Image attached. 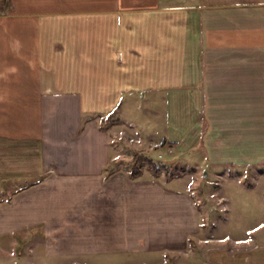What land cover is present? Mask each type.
Instances as JSON below:
<instances>
[{
	"label": "crops",
	"instance_id": "0c3cea01",
	"mask_svg": "<svg viewBox=\"0 0 264 264\" xmlns=\"http://www.w3.org/2000/svg\"><path fill=\"white\" fill-rule=\"evenodd\" d=\"M152 98L162 146L264 163V0H0V264H172L192 195L112 163L100 123L138 134L121 105ZM175 264H264V241Z\"/></svg>",
	"mask_w": 264,
	"mask_h": 264
},
{
	"label": "rangeland",
	"instance_id": "374dc122",
	"mask_svg": "<svg viewBox=\"0 0 264 264\" xmlns=\"http://www.w3.org/2000/svg\"><path fill=\"white\" fill-rule=\"evenodd\" d=\"M155 100L157 103L151 105L145 100L134 105L122 103V116L130 121L136 118L138 134H133L130 123L120 118V109L102 115L100 123L118 149L112 163L129 170L134 153L149 156L153 162L143 160L140 170L180 177L179 184L186 186L198 207L200 228L184 246L166 251L167 259L175 264L178 259L196 260L220 250L243 254L251 245L264 241V163L210 165L201 161L198 150L182 156L171 144L162 146L158 130L164 122L165 108L161 99ZM160 162L166 164V169L160 167L154 172L152 164Z\"/></svg>",
	"mask_w": 264,
	"mask_h": 264
},
{
	"label": "trees",
	"instance_id": "16d2710c",
	"mask_svg": "<svg viewBox=\"0 0 264 264\" xmlns=\"http://www.w3.org/2000/svg\"><path fill=\"white\" fill-rule=\"evenodd\" d=\"M114 110H115V108L112 111H114ZM145 159L149 163L153 162L152 159L149 156H147V155L140 154L138 152L134 153L133 159L131 161V167L129 168V174H130V176L134 177V176H137L138 174H140L141 170H140L139 164L141 162H143V160H145ZM160 167L166 169V164H164L162 162H160L159 164H156V163H153L152 164V169H153L154 172H156Z\"/></svg>",
	"mask_w": 264,
	"mask_h": 264
}]
</instances>
